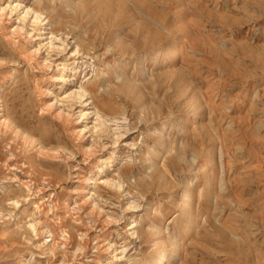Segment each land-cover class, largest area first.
Returning <instances> with one entry per match:
<instances>
[{
    "label": "rangeland",
    "instance_id": "rangeland-1",
    "mask_svg": "<svg viewBox=\"0 0 264 264\" xmlns=\"http://www.w3.org/2000/svg\"><path fill=\"white\" fill-rule=\"evenodd\" d=\"M163 247L264 264V0H0V264Z\"/></svg>",
    "mask_w": 264,
    "mask_h": 264
},
{
    "label": "bare ground",
    "instance_id": "bare-ground-1",
    "mask_svg": "<svg viewBox=\"0 0 264 264\" xmlns=\"http://www.w3.org/2000/svg\"><path fill=\"white\" fill-rule=\"evenodd\" d=\"M41 30V29H40ZM13 34V33H12ZM154 54V53H153ZM33 57V56H32ZM69 67H70V65L68 64V65H65L64 66V70H66V73L68 72V70H69ZM239 110V109H238ZM166 126V125H165ZM163 134V130L161 131V133H160V136L162 137V138H164V135H162ZM166 152H169V149L168 148H166ZM194 152V151H193ZM152 154H157L156 156H164V154L162 153V152H160V151H154ZM163 154V155H162ZM117 157V154H116V156H115V158ZM110 163H112V161L110 162ZM110 163H106L104 166V168H102L101 170H100V172H103V171H105V169H107L108 168V166L110 165ZM105 173V172H104ZM171 174V173H170ZM100 176H101V174L99 175V178H100ZM98 180V179H97ZM82 190H84L83 191V193H82V196L84 197V196H86V195H88V194H90L91 193V190H90V183L88 182L86 185H85V188L84 189H82ZM187 197V192H185V195H184V198H186ZM118 221V220H117ZM194 221H195V218L193 219V223H192V225H191V229L193 228V226H194ZM33 227V226H32ZM190 229V230H191ZM115 232V231H114ZM175 250V253L177 252V248H175L174 249ZM167 254H168V249L166 248V247H163L161 250H160V252L156 255V257H155V260L154 261H156V262H154V263H151V261H146V264H164L165 263V260H166V257H167ZM116 260H119V258L118 257H116Z\"/></svg>",
    "mask_w": 264,
    "mask_h": 264
}]
</instances>
